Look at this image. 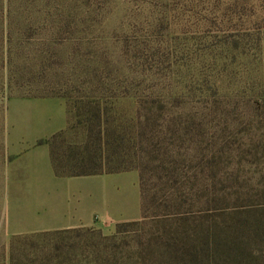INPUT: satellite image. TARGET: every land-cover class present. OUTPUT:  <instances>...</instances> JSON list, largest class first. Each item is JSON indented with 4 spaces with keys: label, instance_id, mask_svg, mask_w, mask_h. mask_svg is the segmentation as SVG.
I'll use <instances>...</instances> for the list:
<instances>
[{
    "label": "rangeland",
    "instance_id": "rangeland-1",
    "mask_svg": "<svg viewBox=\"0 0 264 264\" xmlns=\"http://www.w3.org/2000/svg\"><path fill=\"white\" fill-rule=\"evenodd\" d=\"M7 3L12 14L0 39V264H10L13 236L33 233L27 230L37 224L41 188L62 189L50 180L40 187L10 151L16 139L31 147L42 132L19 114L28 99L51 94L66 97L73 110L58 147L83 149L88 127L95 140L101 113L110 150L129 147L127 162L142 168L125 180L133 191L139 184L141 217L121 234L117 226L66 232L59 241L63 260L226 264L232 257L215 256L216 235L248 220L259 229L236 264H264V0ZM54 113L56 107L47 131Z\"/></svg>",
    "mask_w": 264,
    "mask_h": 264
},
{
    "label": "crops",
    "instance_id": "crops-1",
    "mask_svg": "<svg viewBox=\"0 0 264 264\" xmlns=\"http://www.w3.org/2000/svg\"><path fill=\"white\" fill-rule=\"evenodd\" d=\"M29 104L24 116L28 127L41 128L31 147H21L16 139L10 147L15 162H21L27 174L37 184L44 186L50 181L62 182V189L54 192L49 187L41 188V203L35 213L37 224L28 232L55 231L77 228L103 229L113 231L117 224L131 222L141 217L140 189L131 188L125 181L127 171L114 174H96L75 177L58 176L54 170L49 144L39 145L42 139H49L54 134L66 130L69 126L67 101L61 97L28 99ZM56 107L55 126L47 131L46 120ZM55 111V110H54ZM46 120V121H45ZM44 131V132H43ZM12 136V132L10 133ZM38 141V142H37ZM136 172V171H134ZM28 177V176H27ZM136 179L138 174L134 176ZM130 178V176H129ZM90 180H92L90 182ZM138 183V179H137ZM47 185V184H45ZM135 199V202H134Z\"/></svg>",
    "mask_w": 264,
    "mask_h": 264
},
{
    "label": "trees",
    "instance_id": "trees-1",
    "mask_svg": "<svg viewBox=\"0 0 264 264\" xmlns=\"http://www.w3.org/2000/svg\"><path fill=\"white\" fill-rule=\"evenodd\" d=\"M11 14L7 0H0V39H3L4 35L7 34L5 25L8 18L11 17ZM43 97H61L66 99V101L68 100L66 97L58 94H51ZM67 105L70 117L73 110L69 101H67ZM96 116L99 119L97 139L95 138L94 140V131L91 127H88L86 130L87 139L83 149L75 147H58V140L69 128L54 134L49 139H42L38 142L39 145L45 143L50 145L52 163L56 174L61 177H75L96 174H114L132 170H140L141 173L142 168L140 166L130 164L126 160L129 155V147H116V150L113 152L110 150L112 134L108 129H105L103 120L101 119V113H96ZM70 125L71 120L69 121V126ZM118 138L122 144L125 140H128L126 133H121ZM142 190L143 184L141 175V191ZM145 214L146 213H143V219L147 218ZM135 222L136 221H131L117 224V234L123 233V227L134 225L133 223ZM254 227L255 224L250 223L248 220H241L230 226L229 234L225 235L224 228H221L220 232L216 235L215 256L217 255L218 258L222 259L224 253H229L232 258H227L226 264H229L227 260L230 259H233L235 264L240 263L238 257L245 255L241 251V246L243 243L248 242L247 239H249L250 236L254 237L257 228L259 229L258 225L255 227L256 230H253ZM74 230L76 229L38 231L30 234L13 236L9 245L10 264H69L67 261L63 260L65 256L61 253L63 248L59 241L66 232L70 231L68 233H73ZM252 234H254V236ZM63 239H66V237ZM68 246L73 249L77 247L73 243H70ZM221 264H225V260Z\"/></svg>",
    "mask_w": 264,
    "mask_h": 264
}]
</instances>
